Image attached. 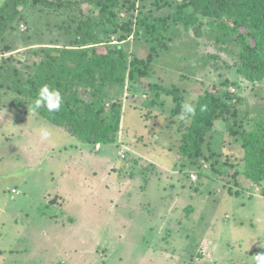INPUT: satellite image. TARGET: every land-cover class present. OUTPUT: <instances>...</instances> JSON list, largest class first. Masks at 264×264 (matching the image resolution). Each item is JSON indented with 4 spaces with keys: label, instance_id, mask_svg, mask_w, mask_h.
<instances>
[{
    "label": "rangeland",
    "instance_id": "374dc122",
    "mask_svg": "<svg viewBox=\"0 0 264 264\" xmlns=\"http://www.w3.org/2000/svg\"><path fill=\"white\" fill-rule=\"evenodd\" d=\"M156 1L135 5L166 15L175 0L163 6ZM24 15V23L6 35L10 50L4 57L12 58L11 65H30L37 47L69 45L55 24L61 17L33 9ZM208 33L205 26L198 35L175 27L152 77L135 93L124 89L116 144H82L24 106L21 113L16 96H2L0 264H256L255 255L264 253V197L241 175L232 177L236 160L228 153L236 156L239 148L224 124H215L207 139L211 152L205 151L215 155L198 171L172 148L182 103L214 86L252 111L264 108V81L245 80L236 70L234 48L215 44ZM122 47L145 59L150 46L129 37ZM147 83L174 86L178 113L165 95L160 105L144 107ZM41 128L49 131L47 140Z\"/></svg>",
    "mask_w": 264,
    "mask_h": 264
},
{
    "label": "trees",
    "instance_id": "16d2710c",
    "mask_svg": "<svg viewBox=\"0 0 264 264\" xmlns=\"http://www.w3.org/2000/svg\"><path fill=\"white\" fill-rule=\"evenodd\" d=\"M0 4V103L14 95L15 108L30 111L38 90L45 84L58 89L63 105L58 112L40 110L37 116L86 145L118 143L124 89L135 93L152 77L159 53L166 51L176 26L193 31L208 29L215 44L234 48L237 72L251 83L264 81V0H175L166 15L145 11L137 0H2ZM143 0H138L141 3ZM163 6L166 0L158 1ZM157 1L153 2L156 4ZM85 5V11L81 6ZM33 9L46 16L61 17L56 26L69 37L65 47L47 44L32 49L30 65H11L6 44L9 31L26 20ZM136 13H134V11ZM124 14V18H120ZM136 14V15H135ZM131 37L149 44L145 59L127 54L122 45ZM4 63H6L4 65ZM23 66V67H22ZM148 84L144 107L160 105L161 95L171 97L176 114L180 92L172 87ZM110 89L115 91L110 93ZM196 115L187 123L176 121V156L196 171L215 154L208 138L216 123H223L239 154L232 157L233 174H239L264 197V108L251 109L244 100L221 86H214L194 101ZM2 104H0V107ZM206 105L204 111L200 110ZM177 135V136H176ZM227 155V154H226ZM236 185V181L234 182ZM237 186V185H236ZM237 193V192H236Z\"/></svg>",
    "mask_w": 264,
    "mask_h": 264
},
{
    "label": "clouds",
    "instance_id": "9594fccd",
    "mask_svg": "<svg viewBox=\"0 0 264 264\" xmlns=\"http://www.w3.org/2000/svg\"><path fill=\"white\" fill-rule=\"evenodd\" d=\"M63 105V97L60 91L54 87H50L48 84L43 85L37 92L35 98L30 105V111L32 115H37L40 110H47L48 112H58ZM206 109V105L200 107L201 111ZM196 115V106L193 99L189 97L182 105L178 115V119L181 122H189ZM42 140H47L50 136L49 131L46 128L38 130ZM256 264H264V253L255 255Z\"/></svg>",
    "mask_w": 264,
    "mask_h": 264
},
{
    "label": "built area",
    "instance_id": "2783aa9c",
    "mask_svg": "<svg viewBox=\"0 0 264 264\" xmlns=\"http://www.w3.org/2000/svg\"><path fill=\"white\" fill-rule=\"evenodd\" d=\"M191 179H192V180H196V177L192 175V176H191Z\"/></svg>",
    "mask_w": 264,
    "mask_h": 264
},
{
    "label": "crops",
    "instance_id": "0c3cea01",
    "mask_svg": "<svg viewBox=\"0 0 264 264\" xmlns=\"http://www.w3.org/2000/svg\"><path fill=\"white\" fill-rule=\"evenodd\" d=\"M97 148V147H96Z\"/></svg>",
    "mask_w": 264,
    "mask_h": 264
}]
</instances>
